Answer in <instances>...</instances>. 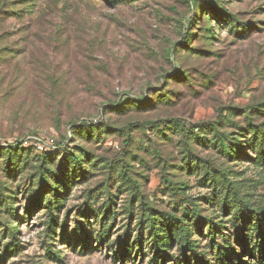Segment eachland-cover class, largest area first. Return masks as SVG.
Wrapping results in <instances>:
<instances>
[{
	"label": "rangeland",
	"instance_id": "1",
	"mask_svg": "<svg viewBox=\"0 0 264 264\" xmlns=\"http://www.w3.org/2000/svg\"><path fill=\"white\" fill-rule=\"evenodd\" d=\"M26 1L22 4L29 12L24 19L9 18L0 23V48L11 47L0 52V146L45 135L55 140L56 148L62 147L55 152L58 164L65 156L82 152L80 149L89 150L97 164L90 162L87 177L71 184L54 208L57 222L53 234L45 203L30 215L26 212L29 196L23 190L28 191L37 174L36 152L26 155L25 151L26 168L11 177L2 171L5 163L0 157V184L5 195L14 197L5 198V202L14 201L18 208L17 218H10L4 207L0 219L19 226L20 244L14 252L5 251L6 222H1L2 264H148L149 258L139 254L136 259L133 254V259L127 256L119 260L108 242H98L101 219L91 214L90 208L102 214L105 202H110L118 215L113 240L127 226L137 227L143 212L139 199L148 203L154 214H179L187 204L178 195H185L203 207L202 215L213 214L214 208L207 203L213 185L198 173L179 168L185 139L176 130H164V136L151 122L161 124V129L171 126L172 119L186 124L212 122L223 110L225 118L245 125L242 111L264 102V0H199L203 4L215 2L240 22L251 24L247 34L239 36L211 16L209 26L214 34L209 40L210 32H202L208 15H201L190 29L194 34L191 47L200 53L172 50L194 14L191 0H136L118 5L106 0ZM75 16L78 24H74ZM60 26L67 29L68 43L55 41ZM4 29L13 35L4 34ZM237 29L243 30L241 26ZM93 39L96 43L89 49ZM175 69L191 79L173 82L170 76L171 100L161 102L162 96L157 95L162 88L160 80L165 72ZM146 92L154 102L152 108L118 113L115 107H106L119 100L128 104ZM258 109L250 111L254 123L263 124L264 109ZM82 121L100 123L101 129L89 140L77 137L72 124ZM104 127L112 131L105 132ZM220 128L239 131L227 123ZM24 146L35 148L32 142ZM191 149L207 163L229 169L242 196L255 207L264 208V159L254 160L256 152L247 148L242 152L250 158L245 155L231 160L212 147L192 144ZM226 217H231L230 212ZM65 220L67 231L62 238ZM80 227L92 236L85 248V240L80 245L73 236L75 229L81 233ZM206 227L207 223L203 224L204 234ZM196 238L202 245L209 240L198 234ZM234 241L244 264H259ZM172 254L178 256V251ZM166 264L174 262L169 259Z\"/></svg>",
	"mask_w": 264,
	"mask_h": 264
},
{
	"label": "trees",
	"instance_id": "2",
	"mask_svg": "<svg viewBox=\"0 0 264 264\" xmlns=\"http://www.w3.org/2000/svg\"><path fill=\"white\" fill-rule=\"evenodd\" d=\"M23 1L18 0L17 3L16 0H0V23L5 22L9 18L24 19L29 10L26 5L22 4ZM106 1L113 5H118L136 0ZM191 3L195 6V10L189 19V27L184 31L182 40L173 45L172 50L180 51L181 49H186L192 50L194 53L202 52L195 47H191L194 34L190 32L191 26L195 23L194 19L199 20L201 15H208L206 17V27H203L202 32H210L211 35L207 36L209 40L213 39L214 34L212 27L209 26L211 16H214L218 23L223 22L225 25L230 26V31H234L239 36L247 34L251 28V24L240 22L232 13L227 12L225 7H217L215 2L205 1L203 4L199 3V0H191ZM28 5L31 8L32 4L29 3ZM228 17L230 18L228 19ZM76 19L77 17L75 16L74 24L79 23ZM67 23L71 22L68 20ZM239 26L243 28L242 31L237 29ZM3 32L4 34H12L10 30L4 29ZM66 34L67 29L60 26L54 35L56 43H61L63 40L68 43L69 35ZM204 34L201 36L203 37ZM95 43L96 39L89 42V49H92L91 47ZM3 50H11V47L0 48V52ZM170 76H172L171 81L173 82H189L191 79V75H187L188 79H186L185 72L182 73L181 70L175 69L169 74L165 72L160 80L162 88L157 90L158 97L162 96L163 98L161 102L169 103L171 100L170 94L172 90L168 81ZM164 89L165 91L162 92ZM148 90L153 91L155 89L149 87ZM106 107H115L116 111L121 113L132 109L152 108L154 107V102H152L146 92L141 97L131 99L128 104L124 100H119L115 105L111 104ZM251 108L255 111L259 108L258 111H260L264 109V102H257L242 111L244 112L245 125H238L233 119L225 118L223 110H220L219 117L212 122L204 121L186 124L180 123L178 119H172L170 120L172 125L163 129L159 127L161 124L156 125L154 121L151 122L156 127V130L160 131L164 136L166 135L164 130H176L185 139L181 143L183 146L180 150L182 154L179 157L181 162L179 168L188 170L189 173L196 172L204 181L213 185V195L207 199L208 205L214 208L213 214L202 215L203 207H199L197 203L185 195H178L179 200L187 204L179 214L167 211H160L158 214H154L155 210L148 203L143 202V199H139L143 212L139 215L140 217L136 223L137 227L132 229L127 226L123 234L113 240L111 238L112 228L118 215L108 201V204L105 202L106 210L102 214H100V211L95 210L94 207L90 208L91 214L95 213L101 219L100 228L96 236L97 241L108 242L114 255L119 260H123L127 256L132 258L133 254L134 259H136L139 254L142 258H149L148 264H166L169 259L174 264H244L245 261L242 259V255L233 246L234 239V242L239 243L244 252L256 259L259 264H264V208L255 207L242 196L229 169H219L213 163H207V160L197 156L191 149L192 144L212 147L224 158L238 160L245 155L250 158L251 156L242 152V150L245 151L250 148L256 152L254 160L256 158L264 159V123H254L255 116L250 111ZM226 123L228 126L231 125L238 128L239 131L228 132L221 129L220 127H223ZM99 129H101L100 123L82 121L80 124H72L73 134L85 140L91 139L94 136V132ZM103 130L108 133L112 131L109 127H104ZM60 148L62 147L59 146L54 150L39 151L36 147L30 146L25 149L24 140H17L13 144L0 146V157L3 156V164L5 163L2 171L6 173L7 177L21 173L26 168L27 163L25 161L27 159L23 158L25 151L28 152H26V155L30 151L36 152L38 160L37 174L28 191L23 190V193H27L29 196L26 212L30 215L33 209L45 203L46 206L44 208L50 210V221L48 224L53 234H55V228L52 227L56 226L57 222V216L53 214L54 208L59 205L61 199L67 194L71 184L87 177L88 165L94 160L89 150L80 149L82 152H75L70 156H65L58 164L55 152ZM94 164H97V160H94ZM168 182L173 183L171 179ZM3 188V184H0V217L1 211L6 207L8 216L17 218L18 208L14 206L15 202H5V198L14 199V197L5 195ZM8 190L12 189L8 188ZM48 193H52V195L47 196ZM228 212L231 215L229 218L226 217ZM224 216L226 219H223ZM3 221L0 219V224ZM205 223H207L205 229L207 235L202 231V226ZM4 225L6 226L5 236L8 238V241L4 243V249L7 252H14L20 245L18 243L19 226L7 225V222ZM66 225L67 220L64 221L62 226L64 228L62 238H64L63 236H65L67 231L65 229ZM80 228L82 229L81 233L75 229V235L73 236H75L80 245L83 242L82 239H84L85 248L91 241L92 236L83 227ZM197 234L203 238H209L208 242L202 245L201 239H195ZM174 250L178 251V256L172 254ZM57 257H60V255ZM0 264H2V258H0Z\"/></svg>",
	"mask_w": 264,
	"mask_h": 264
},
{
	"label": "built area",
	"instance_id": "3",
	"mask_svg": "<svg viewBox=\"0 0 264 264\" xmlns=\"http://www.w3.org/2000/svg\"><path fill=\"white\" fill-rule=\"evenodd\" d=\"M32 142L39 151H47L56 148V142L52 137L45 135L28 136L24 143Z\"/></svg>",
	"mask_w": 264,
	"mask_h": 264
}]
</instances>
